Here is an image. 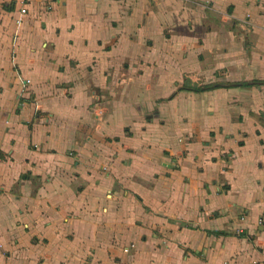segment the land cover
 Instances as JSON below:
<instances>
[{
	"label": "crops",
	"instance_id": "crops-1",
	"mask_svg": "<svg viewBox=\"0 0 264 264\" xmlns=\"http://www.w3.org/2000/svg\"><path fill=\"white\" fill-rule=\"evenodd\" d=\"M253 81L264 0H0V264H264Z\"/></svg>",
	"mask_w": 264,
	"mask_h": 264
},
{
	"label": "trees",
	"instance_id": "trees-1",
	"mask_svg": "<svg viewBox=\"0 0 264 264\" xmlns=\"http://www.w3.org/2000/svg\"><path fill=\"white\" fill-rule=\"evenodd\" d=\"M186 85L187 82H186ZM249 85H264V81H253V82H247V83H213V84H207L204 86H185L184 88L189 91L193 92H203L206 90L215 89L218 87H231V86H249Z\"/></svg>",
	"mask_w": 264,
	"mask_h": 264
},
{
	"label": "built area",
	"instance_id": "built-area-1",
	"mask_svg": "<svg viewBox=\"0 0 264 264\" xmlns=\"http://www.w3.org/2000/svg\"><path fill=\"white\" fill-rule=\"evenodd\" d=\"M26 13H27V10H26L25 7H21V8L19 9V14H20V15H24V14H26ZM21 21H22V20H21L20 17H18V18H16V19L14 20V23H15L16 27H19V25L21 24ZM17 37H20V33H19V32H15L13 38H17ZM23 82H24V83H28L29 81H28V80H24ZM244 219H245V215H242V216L240 217V220H244ZM258 223L261 224V221L259 220ZM238 231H239V233H242V232H243L242 229H239ZM125 251H127V248L125 249Z\"/></svg>",
	"mask_w": 264,
	"mask_h": 264
},
{
	"label": "rangeland",
	"instance_id": "rangeland-1",
	"mask_svg": "<svg viewBox=\"0 0 264 264\" xmlns=\"http://www.w3.org/2000/svg\"><path fill=\"white\" fill-rule=\"evenodd\" d=\"M11 22H9L8 23V25H7V30H8V33H10L12 30H13V28H14V25H13V18H11V20H10ZM24 28H26V24H25V22H24V25H23V29ZM221 83H224V82H221ZM225 83H228V82H225ZM129 250V246H128V248H127V251Z\"/></svg>",
	"mask_w": 264,
	"mask_h": 264
}]
</instances>
